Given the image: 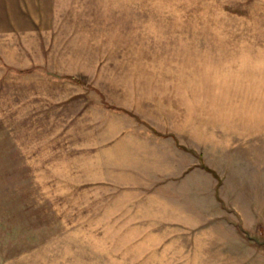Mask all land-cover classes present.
Segmentation results:
<instances>
[{
	"label": "rangeland",
	"instance_id": "rangeland-1",
	"mask_svg": "<svg viewBox=\"0 0 264 264\" xmlns=\"http://www.w3.org/2000/svg\"><path fill=\"white\" fill-rule=\"evenodd\" d=\"M121 2L0 31V264H264V0Z\"/></svg>",
	"mask_w": 264,
	"mask_h": 264
},
{
	"label": "crops",
	"instance_id": "crops-1",
	"mask_svg": "<svg viewBox=\"0 0 264 264\" xmlns=\"http://www.w3.org/2000/svg\"><path fill=\"white\" fill-rule=\"evenodd\" d=\"M121 5V0L116 3L113 0H0V31L16 33L14 35L18 37H31L35 34L36 37L53 38L57 36L53 35L54 32L63 31H68V34L61 36L63 38L110 37L101 33L112 31L113 20L101 16L112 14L111 11L106 12V8ZM76 32L82 34H74ZM141 126L145 128L143 124ZM135 128L130 129L128 135L132 134L134 138L136 136L133 133L139 135V142L129 140L126 148H139L140 155L146 151L145 148L151 150L142 141H151L152 136L150 133L144 134L150 131L146 128L145 132L139 128L138 120L135 121Z\"/></svg>",
	"mask_w": 264,
	"mask_h": 264
},
{
	"label": "water",
	"instance_id": "water-1",
	"mask_svg": "<svg viewBox=\"0 0 264 264\" xmlns=\"http://www.w3.org/2000/svg\"><path fill=\"white\" fill-rule=\"evenodd\" d=\"M260 244H264V241H263V242H261Z\"/></svg>",
	"mask_w": 264,
	"mask_h": 264
}]
</instances>
